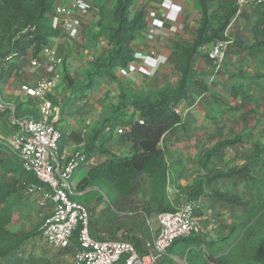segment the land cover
<instances>
[{"label":"crops","instance_id":"1","mask_svg":"<svg viewBox=\"0 0 264 264\" xmlns=\"http://www.w3.org/2000/svg\"><path fill=\"white\" fill-rule=\"evenodd\" d=\"M53 1L56 7L67 5L73 0ZM91 3V11L82 17V35L99 12L98 0H91ZM197 3L198 0H136L135 8L144 12L147 27L132 44L134 60L126 68H116L117 80L101 81L100 86L88 94L86 99L71 93L68 79H65L66 73L61 69L62 65L54 66L42 59L40 54L35 57L32 50L22 59L0 65L4 68V73L0 75L3 99L8 105L15 107V115L19 118L39 115L36 101L27 98L22 92L23 85L34 86L42 79L59 81L60 88L52 100L58 109L53 116L58 120L63 136L60 155L63 162L75 152H82L87 156L86 163L75 172L72 188L73 196L80 200L78 202L87 210L91 209L95 220L99 218L98 225L93 222L90 227L91 236L96 240H119L122 235L131 232L135 238L146 244L152 239V235L159 232L158 214L154 205H150L147 194L137 195V211L131 212L128 207L120 204L118 193L107 182L83 191H78L77 188L93 167L111 159L112 156L125 157L134 153V145L125 137L130 126L113 130L109 122H104L103 118L106 116L103 115L108 112L109 103L111 104L109 101L112 99V104L116 105L120 102V96L144 97L148 93L177 85L180 74L174 71V45L191 44L196 39L202 18ZM231 3L236 5V0H210V11L218 10L222 14L223 8ZM260 10L245 7L240 12L237 11L226 30V37L231 44L223 61L214 62V66L201 49L194 59L196 80L202 83L205 90L192 88L189 99L177 106L180 109L181 124L174 132L167 133L162 138L160 148L167 165L166 201L172 209L191 197L199 201V229L191 237L176 242L167 256L159 259L156 264H188L191 257L193 262L196 261L193 257L195 253H206L204 257L221 256L232 241L233 227L237 222L233 210L237 211L240 206L214 196V192L219 191L236 197L230 187H224L220 180L215 185L204 187L203 194H196L199 181L207 175L202 166L207 148H210V151L226 140L230 136L228 134L231 128L236 133L249 130V135H245L242 140L246 142L244 152H248L242 155L244 160L239 163L242 167L252 151H247L251 145L248 146V139L250 142L257 141L259 135H264V54L252 56L242 44L240 45V42L249 47L264 43V36L256 37L254 34V26L263 12ZM51 19L52 28L58 31L59 35L52 39L50 44L55 46L61 55L64 47L68 49V42L71 45L72 41L78 42L80 39H71L54 13ZM34 58L40 60V67L31 65ZM83 58L86 59L87 55ZM87 65L80 63L76 66L81 70L82 79L83 70ZM71 75L74 81L82 80L74 77L72 73ZM238 84L244 85L243 89L249 95L245 105L242 104L243 95L232 97L233 88ZM119 114L126 115L124 119L130 121H139L140 118V114L134 113L132 109L121 111ZM10 117V112L0 116V143L6 146V156L16 155L9 142L11 137L18 133V129L11 126ZM120 128L123 129L122 134L118 133ZM98 130L101 132L92 144V135ZM262 141L263 137L258 144ZM102 143L105 153L86 152L89 146L95 145L98 148ZM228 148L230 147L221 149L212 157V164L216 169H220L216 165V159L229 150ZM238 179L235 177L224 181L234 182ZM100 197H103L104 202L101 209L96 211ZM144 209L148 210V215L144 213ZM39 237L41 238L40 235ZM73 245L77 246L74 242ZM33 256L39 258L35 251Z\"/></svg>","mask_w":264,"mask_h":264},{"label":"trees","instance_id":"2","mask_svg":"<svg viewBox=\"0 0 264 264\" xmlns=\"http://www.w3.org/2000/svg\"><path fill=\"white\" fill-rule=\"evenodd\" d=\"M134 2L135 0H117L113 11L108 15L111 18L110 23L106 24L105 20L103 21L105 13L97 23L92 33V40L104 37L108 42V49L99 56L92 55V59L83 70L82 80L74 81L66 75L69 82L68 87L73 95L79 94L80 98L86 99L88 94L100 86L101 81L115 82L117 80L116 68H126L134 60L132 44L147 27L143 11H138L131 16ZM54 8L53 0H0V65L22 59L30 50L33 51L35 57L38 56L43 48L59 35V32L51 25ZM197 9L202 18L196 39L191 44L177 43L174 45V71L180 74L177 85L173 88L166 87L155 93H148L144 97L125 95L121 98L120 105L113 116L106 119L113 130L130 126L125 137L134 145V153L125 157L112 156L111 159L93 167L79 183L78 191L107 182L118 193L120 204L128 207L131 212L137 211L139 201L136 197L138 194L149 196V203L154 205L158 215L174 210L166 201L167 165L160 143L167 133L174 132L181 124V118L175 113V108L189 99L190 90L194 87L205 90V87L196 80V71L193 66L199 50L216 41L227 40L226 30L238 11L237 6L231 3L223 8L222 14L218 10L211 12L210 0H198ZM260 11H263L261 18L254 26L256 37L264 36V9ZM241 44L252 56L264 54V43L254 44L251 47L240 42ZM243 86L242 84L236 85L233 88L232 97L237 98L243 95L242 104L245 105L248 103L249 95L247 91H244ZM131 109L134 113L140 114L139 121L126 120L124 119L126 115L119 114L121 111ZM0 116L3 117V114ZM100 132L98 130L95 135H92V144L95 143ZM237 142L226 141L206 152L202 166L207 175L199 181L196 195L203 194L204 187L215 185L220 180L235 177L244 180L249 186L247 199H239L219 191H215L214 196L233 205L247 208L252 220L256 213L264 207V202L261 200L264 197V144L259 143L254 146L252 154L246 157V165L242 167H233L223 172L212 164V157L216 153ZM3 144L0 143V157L2 153L4 155L0 161L1 166L4 167L0 174V205L6 204L8 210H11L9 204L20 192V188L23 190L24 187L36 186L35 183L38 186L42 184L33 174L23 169L17 155H5L6 146ZM103 145L104 143L98 148L91 145L86 152L105 153ZM61 146L60 143V152ZM255 170L259 171L258 175L253 173ZM193 199L194 197H191L190 200ZM143 211L148 215L147 209ZM88 213L90 227L93 222L98 225L99 220L97 219L99 218L95 220L91 209ZM9 219V213L6 211L5 221L0 219V237L7 234L5 225L9 224ZM40 234L39 232L19 237L12 245L0 249V264H38L39 259L33 255L25 257L22 252H24L25 243ZM76 240L79 246L77 234L73 238V241ZM97 240L110 239L99 238ZM119 240L132 243L140 254L146 252V244L135 238L131 232L125 233ZM254 259L256 263L264 264V239L257 246Z\"/></svg>","mask_w":264,"mask_h":264},{"label":"built area","instance_id":"3","mask_svg":"<svg viewBox=\"0 0 264 264\" xmlns=\"http://www.w3.org/2000/svg\"><path fill=\"white\" fill-rule=\"evenodd\" d=\"M240 12L245 7L264 9V0H236ZM91 0H73L67 5L55 7L54 15L73 40L81 37L82 17L90 12ZM231 44L230 40L216 41L201 48L216 61H223ZM40 57L54 66L63 64V57L57 48L49 44L40 52ZM33 67H40L38 58L31 60ZM60 88L55 79H42L34 86L23 85L24 95L36 101L37 118H19L15 107L8 105L2 95L0 79V114L10 112L11 126L18 133L11 137L9 145L18 156L23 169L33 174L44 186L42 204H52V214L41 230V239L55 251L74 249V264H156L167 256L171 247L180 239L191 237L199 229L197 214L201 203L184 200L173 211L158 215L159 232L146 243V252L138 253L136 247L127 241L94 239L90 233V217L87 208L73 199L72 180L75 172L87 161L82 152H75L63 162L59 145L62 131L54 117L56 109L52 97ZM175 113L180 114L179 107ZM53 116V118H52ZM122 134L123 129H118ZM28 193H36V186H29ZM77 234L79 246L73 245Z\"/></svg>","mask_w":264,"mask_h":264},{"label":"rangeland","instance_id":"4","mask_svg":"<svg viewBox=\"0 0 264 264\" xmlns=\"http://www.w3.org/2000/svg\"><path fill=\"white\" fill-rule=\"evenodd\" d=\"M136 1V0H135ZM117 3V0H98L99 12L98 15L93 18L90 24H88L84 35H81L80 41L75 42L72 41L71 45L68 42V49L65 47L61 52V56L63 57V64H62V72L66 73L69 77H71V73L74 77L82 79L80 76V69L78 70L76 66L81 63L86 65L92 58V55L99 56L102 52L108 49V42L105 41L104 37L100 39H93L92 33L95 31V27L97 23H99L100 19L102 18L105 23L108 24L111 21V18L108 17L109 13H111ZM55 10V8H54ZM91 11V10H90ZM138 10L135 8V2L131 9V16H133ZM111 16V15H110ZM97 31V30H96ZM93 41V42H92ZM91 42V43H90ZM95 42V43H94ZM227 53V52H226ZM87 55V58L84 59ZM205 56H207L210 61L215 66L214 62L215 59H212L208 53L204 52ZM226 56V54H225ZM225 57L223 58V60ZM3 69L0 66V75H2ZM70 69L72 71H70ZM63 78V77H62ZM67 79V77H65ZM202 84V83H201ZM120 96V102L121 98ZM149 98V97H148ZM109 103L108 112L104 113L103 116H106V119L112 117L114 112H116L120 102L116 105ZM86 105V104H85ZM81 106V105H80ZM89 107V106H88ZM118 112V111H117ZM6 121V120H5ZM103 123H101L102 126ZM119 128V127H118ZM249 130L241 131L240 133H236L233 128H231L226 141H238L236 144L229 146V150L223 152L219 155L218 159H216V165L220 167L219 170L223 172H227L228 170L232 169L233 167H240L239 163L243 162V154L248 153L245 151V135ZM258 134V133H257ZM260 134V133H259ZM264 138V135H259V140ZM242 138V139H241ZM240 140V141H239ZM259 140L252 141L248 139V146L250 145V149L247 151H253V148L256 144H258ZM222 142V143H223ZM261 142V141H260ZM62 144V142H61ZM261 144H264L262 141ZM235 146V147H234ZM210 148L206 150L209 151ZM251 151V154H252ZM0 157V161L1 158ZM5 161V159H3ZM247 163V161L245 162ZM245 163L243 165H245ZM238 164V165H237ZM235 165V166H234ZM4 167L0 164V174L2 173V169ZM259 171H254V174H257ZM259 174V173H258ZM257 174V175H258ZM222 185L229 186L232 192L236 195L239 199H247L249 186L245 182L241 180L233 181H221ZM35 185L37 188L41 189L38 190L36 193H28L27 187L22 190L20 188V192L15 196L14 200L9 204L11 210H8V206L5 204L0 205V219L5 221L6 211L9 213V224L5 225L6 235L0 237V249L8 247L15 243L16 239L19 237H23L26 235H31L35 233H41L42 228L44 227L46 221L50 218L52 214V204L49 201H45L42 204V194L44 192V186H38L36 183ZM21 187V186H20ZM102 196V195H101ZM73 199L80 201L77 197L72 196ZM264 202V197L261 199ZM103 197L99 198V203L96 205V211L98 208L102 207ZM101 209V208H100ZM234 217L237 219L235 226L233 227V234L231 235L232 241L229 243V246L222 252L221 256H206L203 253H195L194 258L195 262H193V258L191 257L188 264H258L255 262L254 254L257 246L259 243L264 239V207L256 213L254 219H250L249 212L247 208L240 207L238 210H233ZM98 213V212H97ZM101 213V212H100ZM5 214V216H4ZM3 216V218H1ZM183 240V239H180ZM178 240V241H180ZM177 241V242H178ZM75 245H77V240L73 241ZM46 247V248H45ZM24 252H22L25 256L33 255L35 251L39 256L38 264H74L73 259V251L74 249H69L66 251H55L47 245L45 242L41 240L39 236H34L33 238L29 239L25 243ZM31 252V255L29 253ZM203 252V251H202ZM166 257V256H165ZM163 257V258H165ZM162 258V259H163ZM161 259V260H162Z\"/></svg>","mask_w":264,"mask_h":264}]
</instances>
